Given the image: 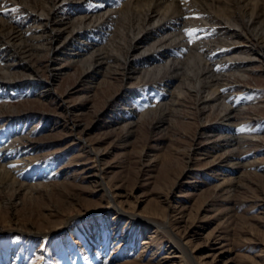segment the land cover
Here are the masks:
<instances>
[{"label":"rangeland","instance_id":"374dc122","mask_svg":"<svg viewBox=\"0 0 264 264\" xmlns=\"http://www.w3.org/2000/svg\"><path fill=\"white\" fill-rule=\"evenodd\" d=\"M250 2L264 36V0ZM130 21L96 45H40L14 71L33 67L37 81L0 97V131L17 128L10 139L31 158L17 182L0 174V264H191L147 218L169 222L198 264H264V62L236 42L230 55L244 58L236 71L217 59L216 100L188 91L193 80L156 83L165 56L146 72L130 55L136 71L123 73ZM93 52L106 63L86 72Z\"/></svg>","mask_w":264,"mask_h":264},{"label":"bare ground","instance_id":"6f19581e","mask_svg":"<svg viewBox=\"0 0 264 264\" xmlns=\"http://www.w3.org/2000/svg\"><path fill=\"white\" fill-rule=\"evenodd\" d=\"M108 3L111 5H107ZM101 6L103 9L99 8ZM6 10L10 13L3 15ZM259 11L258 4H251L250 0H237L236 3L233 0H0V97L20 93L24 79H28L30 83L37 81L33 67L29 69L31 77L15 78L14 71L18 68H22L21 70L28 68L22 58H28L40 45L43 47L39 48L47 49L52 53L57 46L72 45V41L78 35H85L87 39L94 40L96 45L106 35L116 32L122 18H130L128 32L124 33L130 36L127 48L123 51V55L116 57L123 73L136 71L131 64L130 55L142 58L141 66L146 72L157 70L161 65L155 63V60H164L163 56H165L166 62L163 65L166 74L160 76L159 69L157 76L154 77L155 82L169 85L173 80H181V78L193 80L197 84L194 87L188 86V91H195L197 95L205 92L206 98L216 100L219 98L216 94L220 85L217 79L226 75V71L213 73L216 64H220L217 59L221 58V65L230 68L228 71H236L234 69L240 67L235 64L236 59L244 58L230 55L236 52L231 49L236 42L246 43V49L238 52L251 54L256 60L260 59L264 62V52L261 49L264 36L257 30V19L262 16V12ZM68 24L72 26L64 35L65 30L62 26L68 27ZM234 26H240L239 28L243 30H236ZM186 30H195L194 33L197 34L188 37ZM94 34L96 39L93 38ZM38 40L43 41L38 42ZM141 44L144 47L136 52ZM184 52L185 56H183ZM203 52L206 55V58L203 56L205 59L201 57ZM99 55L95 52L90 54L91 63L86 72L90 69L93 71L95 65L106 63L104 60L106 58ZM136 59L133 60V65L138 64ZM195 63L199 67L196 73L191 70ZM151 64H154V67H145ZM166 77L168 79H165ZM53 78L54 75L51 81ZM49 84L51 85L50 82ZM225 87L229 86L225 85ZM181 94L182 92H179V95ZM220 103L227 115V102ZM2 120L5 119L0 117V122H3ZM16 129L10 127L0 131V140L3 144L0 148V174L13 183L18 181L19 172L31 163L30 156L25 152L20 154L21 149L18 144L10 139L17 134ZM18 131L20 133V128ZM94 155L98 158L95 151ZM6 157L7 160H4ZM104 190L112 201L109 187L105 186ZM147 220L154 225L155 230L162 229L170 239L175 250L173 257L183 262L198 264L188 251L187 243L182 242L173 232L169 222H159L149 218ZM96 262L97 260L94 259L89 260V264Z\"/></svg>","mask_w":264,"mask_h":264},{"label":"snow or ice","instance_id":"6c2138e0","mask_svg":"<svg viewBox=\"0 0 264 264\" xmlns=\"http://www.w3.org/2000/svg\"><path fill=\"white\" fill-rule=\"evenodd\" d=\"M15 10V9H13ZM195 30H193L192 32H189L188 30H186V34L192 35L194 33Z\"/></svg>","mask_w":264,"mask_h":264}]
</instances>
